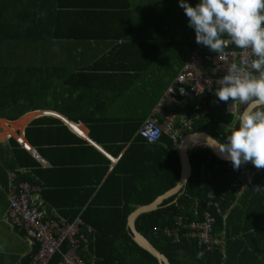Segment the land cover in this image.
<instances>
[{
  "label": "trees",
  "instance_id": "16d2710c",
  "mask_svg": "<svg viewBox=\"0 0 264 264\" xmlns=\"http://www.w3.org/2000/svg\"><path fill=\"white\" fill-rule=\"evenodd\" d=\"M188 2L195 6L199 0ZM176 7L180 8L179 12ZM182 10L178 0H0V24L12 41L24 38V41L34 39L36 43H41L42 56L48 42L56 39V66L51 64L48 67L44 59L41 65L30 67L34 75H53L55 67L56 75H97L98 72L146 75L155 70L153 68L161 54L173 44L160 36L162 20L182 15ZM105 41H110L111 47L93 65L83 67L82 62L72 66L65 64L64 55L71 50V42L78 45ZM190 45L194 48L197 45L195 36ZM119 53L128 57V62L118 65L109 60V56ZM187 53L177 57L176 68L171 67L177 62L174 61L168 70L161 71V75H168V85L189 57ZM1 78H6V75H0V92ZM44 92L41 89L40 97L46 99ZM22 99L23 106L18 110L16 107ZM203 99L206 100L203 109L207 110V114L202 110L195 111L193 104L188 106L186 114L174 105V109L169 111L180 112L176 115L178 128L181 127V116H186L194 120L193 132H207L220 143L225 142L227 134L224 138L220 137V132H223L221 126L236 122L227 109L228 102L219 101L216 95H205ZM4 103L6 98L0 94V107ZM7 106L12 110L0 109V118L14 121L26 110L41 105L34 104L27 93L13 94L7 100ZM231 107L229 104L230 110ZM144 123L139 121L138 125L124 127L126 141L119 151L127 144L130 146L121 159V167L105 181L100 178L83 203L77 207L61 208V216L54 217L48 216L42 208L46 218L65 220L67 223H74L79 217L83 219L77 252L86 264H159L158 258L136 241L128 225V217L138 207L156 201L178 185L182 176L181 141L175 144L164 136L161 142L150 144L139 134ZM182 133L187 135L190 132L186 129ZM189 156L193 172L187 186L178 195L162 202L159 208L140 214L137 227L169 258L171 264H242L245 258L242 250L247 252L252 247L249 239L254 233L248 227L232 225L231 219L249 206L255 210L257 194L264 195V169H256L251 162L242 164L238 170L228 168L230 161L218 158L206 145L191 149ZM33 163L31 160L29 164ZM22 182L38 188L26 175H18V183ZM244 186L245 189L241 190ZM226 189H229L227 194ZM240 191L243 194L237 196ZM44 195L40 191L42 200ZM104 195L114 198L101 203L100 197ZM211 196L212 200L221 203L222 212L209 205ZM206 211L214 219L212 237L219 240L210 248H206V244L198 238L185 236L183 228V224L191 221H205ZM69 247L67 240L62 251L56 252L49 264H68L64 263V252ZM37 248L31 250L22 264L29 263ZM230 251L236 252L242 261L231 256Z\"/></svg>",
  "mask_w": 264,
  "mask_h": 264
},
{
  "label": "crops",
  "instance_id": "0c3cea01",
  "mask_svg": "<svg viewBox=\"0 0 264 264\" xmlns=\"http://www.w3.org/2000/svg\"><path fill=\"white\" fill-rule=\"evenodd\" d=\"M176 10L179 12L180 8L176 7ZM56 44L54 38L44 48L48 67L56 66ZM69 47L71 50L64 55L65 64L72 66L82 62L83 67H87L108 51L111 42L78 45L71 42ZM192 47L187 55L194 49ZM41 56V43L34 39L24 41V38L12 41L0 24V75H6L1 78L0 92L6 103L0 109L12 110L7 106V100L13 95L8 89V79L12 89L17 91L15 94L28 93L34 104L41 105L26 110L14 121L0 118V264H22L31 250L38 247L36 241L21 228H14L8 220L10 183L18 182V175H26L45 193L41 201L48 216H61V208L79 206L100 178L105 181L121 167V159L130 146L127 144L119 151L126 141L124 127L138 125L139 121L144 123L168 87V75H161L160 68L146 75H108L105 72L56 75V67L53 75H34L32 72V75H19L25 60H29L31 66L30 62L24 66L33 68L40 65ZM110 59L118 65L128 62V57L121 53L109 56ZM41 89L45 91L46 99L40 97ZM22 102L23 99L16 107L18 110L22 108ZM166 109L174 107L167 104ZM242 109L240 103L232 108L238 113L233 116L235 121ZM31 160L33 164H29ZM228 192L226 189L225 194ZM257 195L255 210L249 206L231 219L232 225L248 227L254 233L249 239L254 246L247 252L242 250L245 253L242 264H264V195ZM112 198L114 196L104 195L100 200L106 203ZM211 201L212 196L208 203ZM230 253L242 261L236 252Z\"/></svg>",
  "mask_w": 264,
  "mask_h": 264
},
{
  "label": "built area",
  "instance_id": "2783aa9c",
  "mask_svg": "<svg viewBox=\"0 0 264 264\" xmlns=\"http://www.w3.org/2000/svg\"><path fill=\"white\" fill-rule=\"evenodd\" d=\"M223 38L227 41V44L223 51L218 54L202 44H197L191 51L187 60L168 85L162 99L139 131L140 136L147 141L148 138L145 136V132L149 127L158 131L159 138L150 144L161 142L164 136L169 137L177 144L184 136L183 131L187 129L190 133H193L194 120L181 116V127L178 128L176 114L166 109L167 104L174 105L177 110L186 114L191 101L198 99L197 103L194 104L195 111H207L203 109V105H206L203 96L215 95V90L219 87L217 80L226 74L232 63H236L258 75L250 67L251 59L255 58L252 56L251 50L238 48L226 35ZM239 103L237 101L233 107ZM229 104L233 105V102L228 101V111L230 109ZM229 112L233 116L238 114L235 110ZM226 126H221L223 130V132H220L221 138H224L227 134L225 131ZM232 167L230 161L228 168ZM244 188L245 186L241 190ZM39 193L38 188L27 183L15 182V180L10 183L8 188L11 203L8 218L11 224L22 228L26 235L38 244L37 251L32 255L28 264H49L52 256L56 252L62 251L67 240L70 242V247L64 252V263L86 264L77 252V246L80 244L78 236L81 225L84 224L83 219L79 217L74 223H67L65 220L46 218L45 212L42 210L43 202ZM209 205L217 207L218 211L222 212L218 202L212 200ZM205 216L206 220L203 222L191 221L183 224L184 235L191 239L198 238L206 244V248H210L213 243H219V240L212 237L211 231L214 219L211 213L206 211ZM91 230L92 228L89 227V231Z\"/></svg>",
  "mask_w": 264,
  "mask_h": 264
},
{
  "label": "clouds",
  "instance_id": "9594fccd",
  "mask_svg": "<svg viewBox=\"0 0 264 264\" xmlns=\"http://www.w3.org/2000/svg\"><path fill=\"white\" fill-rule=\"evenodd\" d=\"M179 6L195 30L197 44L217 54L226 47L225 35L240 49H250L249 71L232 63L225 75L217 80L215 95L219 101H237L243 105L236 122L226 126V141L218 143L219 152L230 160L234 170L251 162L264 169V0H199L192 6L179 0ZM145 136L149 143L159 138L149 127Z\"/></svg>",
  "mask_w": 264,
  "mask_h": 264
},
{
  "label": "water",
  "instance_id": "95a60500",
  "mask_svg": "<svg viewBox=\"0 0 264 264\" xmlns=\"http://www.w3.org/2000/svg\"><path fill=\"white\" fill-rule=\"evenodd\" d=\"M193 137H199L205 140V145L211 148L213 153L220 159L227 160L223 157V155L219 152L217 144L220 143L217 139H215L212 135L207 132H193L187 135H184L181 139L180 147H179V154L182 163V176L181 180L178 185L158 198L156 201H153L150 204L143 205L138 207L135 211H133L128 217V225L130 226L133 236H135L136 241L153 253L159 260V264H171L169 258L162 253L158 247L145 235L143 234L137 227V218L140 214L151 211L154 209L159 208L162 202L166 201L167 199L178 195L188 184V181L192 175V166L190 161V148L189 143ZM230 161V160H227Z\"/></svg>",
  "mask_w": 264,
  "mask_h": 264
},
{
  "label": "rangeland",
  "instance_id": "374dc122",
  "mask_svg": "<svg viewBox=\"0 0 264 264\" xmlns=\"http://www.w3.org/2000/svg\"><path fill=\"white\" fill-rule=\"evenodd\" d=\"M165 10V6L162 8ZM161 27L163 28L160 32L161 38H164L167 41H172L173 44L166 49L160 56L159 61L156 62V66L153 68L154 71H157L158 68L163 71L167 70L169 65L173 64L174 61H177V57L181 56L183 53H186L190 44L194 40L195 30L193 27H190L188 24V17L185 15L184 10H182V15L178 14L177 17L165 18L161 22ZM45 59L44 55L41 56V62ZM30 62L29 60H25V64ZM40 62V65H41ZM23 62V67H20L19 75H32L34 71L32 69H27V66ZM178 65V61L175 65H172V68H176ZM31 66V62H30ZM29 72V74H28ZM32 72V73H30ZM152 72V71H151ZM11 77H16L18 75H9ZM8 85H10L9 90L12 94L17 93L15 89H12V85L10 80H7ZM197 100L193 99L191 104H196Z\"/></svg>",
  "mask_w": 264,
  "mask_h": 264
},
{
  "label": "bare ground",
  "instance_id": "6f19581e",
  "mask_svg": "<svg viewBox=\"0 0 264 264\" xmlns=\"http://www.w3.org/2000/svg\"><path fill=\"white\" fill-rule=\"evenodd\" d=\"M205 140H203L202 138H199V137H193L191 140H190V143H189V148L190 149H193L195 147H200L202 145H205ZM84 227V226H83ZM86 228V227H85ZM87 237V236H86ZM57 254V253H56Z\"/></svg>",
  "mask_w": 264,
  "mask_h": 264
}]
</instances>
